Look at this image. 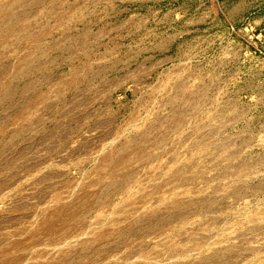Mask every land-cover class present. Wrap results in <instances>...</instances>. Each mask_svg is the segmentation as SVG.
<instances>
[{
    "label": "rangeland",
    "instance_id": "obj_1",
    "mask_svg": "<svg viewBox=\"0 0 264 264\" xmlns=\"http://www.w3.org/2000/svg\"><path fill=\"white\" fill-rule=\"evenodd\" d=\"M0 264H264V0H0Z\"/></svg>",
    "mask_w": 264,
    "mask_h": 264
}]
</instances>
